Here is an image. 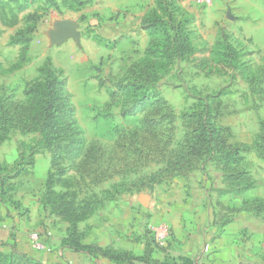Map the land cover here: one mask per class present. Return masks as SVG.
Instances as JSON below:
<instances>
[{
	"label": "rangeland",
	"instance_id": "1",
	"mask_svg": "<svg viewBox=\"0 0 264 264\" xmlns=\"http://www.w3.org/2000/svg\"><path fill=\"white\" fill-rule=\"evenodd\" d=\"M141 1L145 35L115 55L92 11L111 0H0V252L173 264L165 213L177 200L206 209L214 226L241 212L264 222V49L208 19L210 6ZM65 21L79 43H56ZM29 30L28 43L14 40ZM86 39L102 58L83 64ZM67 44L79 55L57 51Z\"/></svg>",
	"mask_w": 264,
	"mask_h": 264
},
{
	"label": "crops",
	"instance_id": "2",
	"mask_svg": "<svg viewBox=\"0 0 264 264\" xmlns=\"http://www.w3.org/2000/svg\"><path fill=\"white\" fill-rule=\"evenodd\" d=\"M144 6L145 3L141 0H111L106 9L102 8V4L93 8L92 11L101 14L100 20L105 21L104 17H106L105 22L99 23L105 24L104 29L109 31L107 34L109 33L110 40L124 29V38L116 45L113 54L118 55L123 52L128 54L135 47L133 40L137 35L139 33L145 35L139 24L140 16L145 12ZM207 13L208 19L214 16L213 19L225 21L229 30L234 33L239 32L244 38L252 40L255 48L264 49V0H215ZM111 14L118 16L112 18ZM85 24L94 23L87 21ZM82 45L86 54L92 55V58L88 54L85 55L86 60H84L85 56L81 52L78 58L83 64L102 58L100 52H95L94 46H97L92 40L86 39ZM57 51L65 52L67 55H79L70 44ZM258 193L255 189L243 198L255 199L259 197ZM155 205L154 200L143 207L150 211L156 207ZM208 213L200 205L195 206L192 201H186L185 204L182 200H177L173 208L165 213V221L173 224L171 238L173 264H264V222L251 213L241 212L237 215L234 224L222 228L214 226ZM201 215L210 217L206 219ZM157 218L158 216L153 220ZM206 245L211 248L208 253L204 252Z\"/></svg>",
	"mask_w": 264,
	"mask_h": 264
},
{
	"label": "trees",
	"instance_id": "3",
	"mask_svg": "<svg viewBox=\"0 0 264 264\" xmlns=\"http://www.w3.org/2000/svg\"><path fill=\"white\" fill-rule=\"evenodd\" d=\"M140 22L142 24L141 19H140ZM140 28L142 30L144 29L142 25L140 26ZM121 30L124 31V29H121ZM123 31L118 36L123 35V33H124ZM27 33L30 34L33 32L30 30L29 31H23V32L17 34V36L15 37L14 40H17L18 42H21V43H28L30 41V39L26 37ZM118 36H116L113 39L114 44H118L121 41L122 37H124V36H121L118 38ZM169 47L173 48V44H169ZM179 47L182 49L183 54H190L193 51L192 47L187 42V39L184 37L180 40ZM52 88H53L52 84H49L48 92H50L52 90ZM110 105H113V103H111ZM110 105H108V106H110ZM53 127H54L53 124H49L48 126L45 127L44 131H45V133H47L48 137L53 135V131H54ZM201 147H202V141L201 140H199L198 142H195L194 146L191 148L192 149L191 156L194 158L199 157L200 156V150L199 149ZM0 264H40V263H37L34 260H32L28 254L21 253V252L15 250L10 254L0 252Z\"/></svg>",
	"mask_w": 264,
	"mask_h": 264
},
{
	"label": "water",
	"instance_id": "4",
	"mask_svg": "<svg viewBox=\"0 0 264 264\" xmlns=\"http://www.w3.org/2000/svg\"><path fill=\"white\" fill-rule=\"evenodd\" d=\"M58 45L65 43L70 39H74L78 43L81 39V34L77 30V26L71 21H65L59 24L58 33L55 35Z\"/></svg>",
	"mask_w": 264,
	"mask_h": 264
},
{
	"label": "built area",
	"instance_id": "5",
	"mask_svg": "<svg viewBox=\"0 0 264 264\" xmlns=\"http://www.w3.org/2000/svg\"><path fill=\"white\" fill-rule=\"evenodd\" d=\"M195 4L208 7L214 4L215 0H192ZM210 251V246L206 245L204 248V252L208 253Z\"/></svg>",
	"mask_w": 264,
	"mask_h": 264
}]
</instances>
